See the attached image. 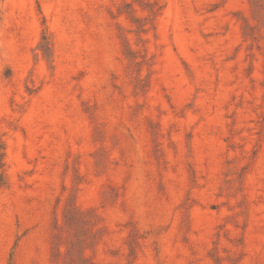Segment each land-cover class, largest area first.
Returning <instances> with one entry per match:
<instances>
[{
    "label": "rangeland",
    "instance_id": "1",
    "mask_svg": "<svg viewBox=\"0 0 264 264\" xmlns=\"http://www.w3.org/2000/svg\"><path fill=\"white\" fill-rule=\"evenodd\" d=\"M0 264H264V0H0Z\"/></svg>",
    "mask_w": 264,
    "mask_h": 264
}]
</instances>
